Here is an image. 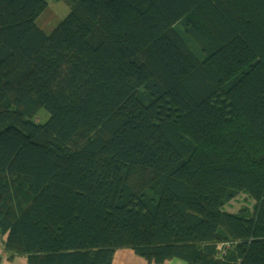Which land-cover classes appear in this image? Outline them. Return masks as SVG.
<instances>
[{"label":"trees","instance_id":"obj_1","mask_svg":"<svg viewBox=\"0 0 264 264\" xmlns=\"http://www.w3.org/2000/svg\"><path fill=\"white\" fill-rule=\"evenodd\" d=\"M66 1L0 0L8 258L264 264V0Z\"/></svg>","mask_w":264,"mask_h":264},{"label":"rangeland","instance_id":"obj_2","mask_svg":"<svg viewBox=\"0 0 264 264\" xmlns=\"http://www.w3.org/2000/svg\"><path fill=\"white\" fill-rule=\"evenodd\" d=\"M47 1H48V6L46 10L38 18L37 23L43 30L49 33L70 12V5L66 0H47ZM49 117H50V113L45 108H41L37 120H41L42 122H44ZM245 196L246 194L245 195L241 194L237 199L233 200L231 203L229 202L225 204L224 208L229 211H237L239 208L245 205L251 208L254 205V200L247 198Z\"/></svg>","mask_w":264,"mask_h":264},{"label":"crops","instance_id":"obj_3","mask_svg":"<svg viewBox=\"0 0 264 264\" xmlns=\"http://www.w3.org/2000/svg\"><path fill=\"white\" fill-rule=\"evenodd\" d=\"M0 239H4L0 235ZM0 264H28L26 256L17 255L13 259L8 258V254L5 251L4 245L0 244ZM112 264H154L149 263L145 258L137 255L130 248L118 249L115 253ZM161 264H188L187 262L180 259H171L165 263Z\"/></svg>","mask_w":264,"mask_h":264},{"label":"built area","instance_id":"obj_4","mask_svg":"<svg viewBox=\"0 0 264 264\" xmlns=\"http://www.w3.org/2000/svg\"><path fill=\"white\" fill-rule=\"evenodd\" d=\"M0 244L4 245V243H3V240H2V239H0Z\"/></svg>","mask_w":264,"mask_h":264}]
</instances>
